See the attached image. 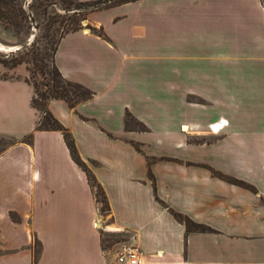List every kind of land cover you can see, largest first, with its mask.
Here are the masks:
<instances>
[{"label": "crops", "instance_id": "obj_1", "mask_svg": "<svg viewBox=\"0 0 264 264\" xmlns=\"http://www.w3.org/2000/svg\"><path fill=\"white\" fill-rule=\"evenodd\" d=\"M131 28L132 37H143L137 31L142 24ZM6 34L0 25V44L18 48L2 39ZM106 34L112 44L82 29L60 39L55 65L63 77L93 93L73 107L57 98L47 102L102 188L105 225L96 222L94 191L62 133L37 127L40 114L31 105L34 88L25 80L26 66L0 63V136L14 139L0 153V264H114L122 243L138 245L143 264H264V206L239 220L238 197L223 200L221 191L224 183L237 185L212 173L242 174L256 184L252 175H264V165L246 156L240 166L232 133L195 143L178 131L169 106L156 96L158 87H169L170 75L159 82L156 65L136 72L125 66L124 80L121 73L92 74L89 66L98 60V50L99 56L117 50L114 36ZM76 35L86 43L60 62L62 44ZM133 50L121 51L118 63L150 61V54ZM126 116L145 128L128 126ZM171 211L211 230H187ZM101 232L124 237L113 255L102 247Z\"/></svg>", "mask_w": 264, "mask_h": 264}, {"label": "rangeland", "instance_id": "obj_2", "mask_svg": "<svg viewBox=\"0 0 264 264\" xmlns=\"http://www.w3.org/2000/svg\"><path fill=\"white\" fill-rule=\"evenodd\" d=\"M30 1L34 4L32 11L35 22H39L40 26L35 27V22L30 25L23 21L20 26L6 29L7 34L2 39L10 42L8 45L20 47L24 44L28 47L33 37L44 31V24L48 21L41 15L40 3L44 0H24L25 7ZM55 1L56 5L50 8L49 13L63 14L64 4L60 0ZM103 1L109 2L87 13L81 10L76 16L78 19L84 17L79 21V29L112 44L106 34L109 33L114 36L117 45L114 52L104 50L100 56L98 50V60L96 56L89 71L94 75L100 71L110 72L113 76L122 74L125 66L136 72L153 70L152 66L156 65L159 82L165 78L166 72L170 75L169 87H158L156 96L162 106H169V116L178 121V131L187 134L188 140L195 143H212L217 136L232 133L238 139L236 150L239 165L246 164V156L254 157L255 165H264V0ZM134 23L142 24L143 28L137 31L143 32V39L131 36ZM45 43L46 40L40 37L35 46L41 49ZM85 43L86 40L81 39V36L68 38L60 48L59 61L66 63V53ZM87 43L91 47L92 43ZM16 49L2 54L15 52ZM119 49L125 52L134 49L135 52L140 51L152 57L150 61H127V66L118 63L121 54ZM49 53L47 51L46 54ZM28 76L41 91L42 78L38 74L28 73ZM215 121L220 126L215 128ZM126 123L133 128H145L128 116ZM183 126H186V130L182 129ZM211 131L217 134L211 136ZM8 141V138L0 136V150ZM85 165L89 168V163L85 162ZM212 173L237 185L224 183L221 191L223 200L234 195L238 197L240 203L236 210L239 220L245 219L241 216L250 213L251 208L264 206L263 173L252 175L256 184L244 179L242 174H237V177L216 170ZM101 198L98 191L97 199ZM96 205V222L105 225L108 209L99 201H96ZM226 208L231 209L229 205ZM123 241L124 237L119 234L101 232L102 247H109L112 255ZM34 249L38 251L37 244Z\"/></svg>", "mask_w": 264, "mask_h": 264}, {"label": "trees", "instance_id": "obj_3", "mask_svg": "<svg viewBox=\"0 0 264 264\" xmlns=\"http://www.w3.org/2000/svg\"><path fill=\"white\" fill-rule=\"evenodd\" d=\"M23 1L24 0H0V25H2V27L8 29L10 27L20 26L23 21L30 25L35 22L34 13L32 11L34 7L33 2L30 1L25 7ZM108 2H104L103 0H95L92 2L60 0V3L64 4V12L63 14H60L56 12L49 13L50 8L56 5L55 0H44L43 3H40L42 5L41 15L42 17H46L48 21L44 24V31L42 34L39 36L35 35L28 47L22 44L15 52L10 51V53L6 54L0 53V63L2 65L8 68H13L19 64H24L28 73L38 74L42 78L43 81L41 84L43 89L40 91L36 82L31 80L30 76L25 77V80L30 82L34 88L31 105L40 114L37 127L41 129H55L62 133L64 142L69 149L72 159L85 171L89 184L93 190H95L94 196L96 201L101 202L106 209H108V205L100 184L95 179L92 171L79 157L70 132L56 118H54L48 110L47 102L49 99L57 98L64 100L68 106L73 107L79 101L92 96L93 92L90 89L78 82L70 81L62 76L54 63V55L60 39L65 34L80 28L79 21L84 19V17L78 19L76 16L81 13V10L87 13L101 8V6H106ZM17 17L19 19H17ZM39 26L40 23L35 22V27ZM40 37L46 40V43L41 49L35 46ZM41 50H44V52H41ZM47 51L50 53L46 54ZM30 137L31 135H28L25 140L29 141ZM8 139V143L0 150V153L6 147L14 143V139ZM98 191L102 195L101 199H97ZM171 212L177 220L184 223L187 230L205 231L208 229V227L195 223L178 212Z\"/></svg>", "mask_w": 264, "mask_h": 264}, {"label": "built area", "instance_id": "obj_4", "mask_svg": "<svg viewBox=\"0 0 264 264\" xmlns=\"http://www.w3.org/2000/svg\"><path fill=\"white\" fill-rule=\"evenodd\" d=\"M114 264H143L141 249L134 243H122L115 250Z\"/></svg>", "mask_w": 264, "mask_h": 264}, {"label": "bare ground", "instance_id": "obj_5", "mask_svg": "<svg viewBox=\"0 0 264 264\" xmlns=\"http://www.w3.org/2000/svg\"><path fill=\"white\" fill-rule=\"evenodd\" d=\"M11 49V47H8V46H4V45H1L0 44V51H9ZM220 126L219 122H216L215 124V128ZM183 130H186V126H183L182 128Z\"/></svg>", "mask_w": 264, "mask_h": 264}]
</instances>
